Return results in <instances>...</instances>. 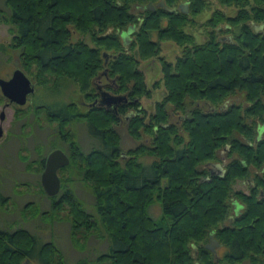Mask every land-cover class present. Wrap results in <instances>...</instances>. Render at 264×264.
Instances as JSON below:
<instances>
[{
    "label": "trees",
    "instance_id": "trees-1",
    "mask_svg": "<svg viewBox=\"0 0 264 264\" xmlns=\"http://www.w3.org/2000/svg\"><path fill=\"white\" fill-rule=\"evenodd\" d=\"M181 1L0 0V22L12 26L22 68L53 92L74 83L89 103L84 110L71 102L33 111L58 123L69 157L59 172L77 173L95 215L66 185L75 180L68 174L60 195H47L49 212L29 202L22 213L52 225L66 206L74 245L84 249L90 236L107 241L94 262H68L53 241L0 227V264H264V0H218L236 14L213 11L200 43L185 28L208 3L188 0L185 12ZM129 26L135 29L126 44L120 33ZM163 40L182 47L174 62L160 56ZM152 58L161 63L164 95L148 113L142 99L152 90L140 62ZM100 77L107 91L126 97L115 112L98 103ZM238 94L243 102H230ZM78 121L88 125L87 152L69 129ZM121 121L139 142L125 151ZM250 177L248 193L233 189ZM154 203L157 217L149 213ZM210 235L222 255L207 247Z\"/></svg>",
    "mask_w": 264,
    "mask_h": 264
},
{
    "label": "rangeland",
    "instance_id": "rangeland-1",
    "mask_svg": "<svg viewBox=\"0 0 264 264\" xmlns=\"http://www.w3.org/2000/svg\"><path fill=\"white\" fill-rule=\"evenodd\" d=\"M203 1H206L208 5L205 10L194 17L195 25H188L185 28V32L193 34L198 43L203 42L207 38L203 24L213 11L221 10L228 16H234L237 11L234 6H224L218 0ZM185 2L188 3V0L181 1L179 5H183ZM2 7L3 5L0 2V8ZM219 27H225V24H220ZM13 36L12 26L8 23L0 22V78L9 79L15 69H21L31 80L34 92L28 96L26 104L19 106L9 104L0 91L2 97L0 112L4 111V119L0 120V125L4 131L0 138V195L5 198L4 201L0 202V227L9 230L22 227L29 230L42 241H53L62 250L68 262L83 259L86 262H94L97 255L105 252L107 241L97 236H90L85 242L84 249L74 245L70 238L71 232L69 222H67L68 209L66 206L56 212L54 215L56 220L51 223L52 225L49 224L50 221L48 222L39 217H37L38 219L29 218L28 214L24 215L22 213L24 206L29 202L34 205V209L36 207L37 209L39 208L40 212H49L50 199L45 193L43 194L40 191V173L42 168L37 170V161L54 148H60L64 153H68L67 144L59 136L58 123L47 121L43 113L34 114L33 109L35 106L40 105L51 106L58 103L69 104L75 102L78 104L79 109L84 110L89 103L84 100L77 86L70 81L64 83L62 90L59 89L55 92L36 84L35 76L29 75L22 68L19 50L11 47ZM160 47V56L170 62H174L176 57L182 52V47L171 40L161 41ZM140 68L145 74L148 88L152 90L150 98L142 99V105L147 109L148 113H151L154 110L155 102L160 101L164 95L161 63L158 58L143 60L140 62ZM155 82H159V84L161 82L160 87L154 88ZM94 85L96 92H99L100 88L107 91L105 88L106 81L102 77L98 78ZM231 101L243 102V97L238 94L232 97ZM69 129L76 134L75 140L80 144L82 150L87 152L91 148V137L87 132L89 131L87 123L84 121L73 122L69 125ZM116 129L120 135V145L123 151L139 143L128 135L123 121L120 122ZM22 157H26V159H22ZM144 159H146V162L151 160L149 157ZM251 170L253 172L252 168ZM68 172L70 174L58 172L60 181L64 183L63 177H66L67 174L72 175L76 183L73 181V185H66L75 186L74 192L77 197L83 201L86 210L95 215L92 195L86 187L84 188L78 184L79 179L76 177L78 175L73 169ZM250 179L251 177L247 180L236 181L233 189L248 193ZM60 192L61 187L55 196H59ZM149 211L151 215L159 216L161 213L159 204H152L149 207ZM215 251L217 254L222 255L223 248L218 246ZM23 264L37 263L35 261H24Z\"/></svg>",
    "mask_w": 264,
    "mask_h": 264
},
{
    "label": "water",
    "instance_id": "water-1",
    "mask_svg": "<svg viewBox=\"0 0 264 264\" xmlns=\"http://www.w3.org/2000/svg\"><path fill=\"white\" fill-rule=\"evenodd\" d=\"M163 5V3H160ZM187 2L183 5H179L183 11L187 10ZM146 7L154 9V5L148 4ZM171 8L170 11H173ZM135 27L129 26L125 31L120 33V37L124 43L129 42V35L133 32ZM105 62L108 60V54L103 53ZM0 91L3 97H5L9 104H15L23 106L26 104L28 96L34 92V86L31 80L26 76V74L21 69H15L9 79L0 78ZM97 100H95L96 102ZM126 97L124 95H115L109 91L99 89V99L98 103L105 106L115 112L116 106L120 102H125ZM4 119V111L0 112V120ZM263 127H260L258 132V139L260 138ZM3 128L0 125V138L3 135ZM69 164V157L60 148H54L47 153L44 157V162L42 166V171L40 173V184L44 193L48 196H55L61 187V181L58 176V170L64 168ZM234 212L238 214L241 206L238 203H234ZM218 246V243L210 235V241L207 245L209 249H214Z\"/></svg>",
    "mask_w": 264,
    "mask_h": 264
},
{
    "label": "flooded vegetation",
    "instance_id": "flooded-vegetation-1",
    "mask_svg": "<svg viewBox=\"0 0 264 264\" xmlns=\"http://www.w3.org/2000/svg\"><path fill=\"white\" fill-rule=\"evenodd\" d=\"M7 105H8V103H7ZM66 154V153H65ZM67 155V154H66ZM68 156V155H67ZM58 172H59V170H58Z\"/></svg>",
    "mask_w": 264,
    "mask_h": 264
}]
</instances>
